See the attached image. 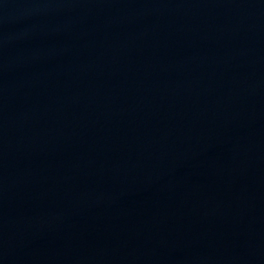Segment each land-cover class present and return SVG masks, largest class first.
I'll return each instance as SVG.
<instances>
[{
	"label": "water",
	"instance_id": "water-1",
	"mask_svg": "<svg viewBox=\"0 0 264 264\" xmlns=\"http://www.w3.org/2000/svg\"><path fill=\"white\" fill-rule=\"evenodd\" d=\"M0 264H264V0H0Z\"/></svg>",
	"mask_w": 264,
	"mask_h": 264
}]
</instances>
